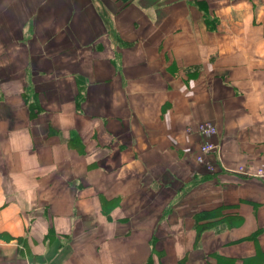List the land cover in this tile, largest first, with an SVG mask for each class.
Instances as JSON below:
<instances>
[{
  "label": "crops",
  "instance_id": "obj_1",
  "mask_svg": "<svg viewBox=\"0 0 264 264\" xmlns=\"http://www.w3.org/2000/svg\"><path fill=\"white\" fill-rule=\"evenodd\" d=\"M238 165H264V0H0V264H264Z\"/></svg>",
  "mask_w": 264,
  "mask_h": 264
},
{
  "label": "built area",
  "instance_id": "obj_2",
  "mask_svg": "<svg viewBox=\"0 0 264 264\" xmlns=\"http://www.w3.org/2000/svg\"><path fill=\"white\" fill-rule=\"evenodd\" d=\"M197 126L199 128L198 129L199 133H201L205 137H210L216 133V127L210 121H206V120L200 121ZM187 130L190 131V128H188ZM216 151H217V145L211 142L209 139H206L200 144L199 153H197L196 159L198 161H202L204 154L206 153L215 154ZM205 166L207 170H212L214 167L212 163H207ZM235 171L239 174L257 177L264 180V165L256 167L253 172L252 171L249 172L245 169L243 165H239L235 169Z\"/></svg>",
  "mask_w": 264,
  "mask_h": 264
},
{
  "label": "trees",
  "instance_id": "obj_3",
  "mask_svg": "<svg viewBox=\"0 0 264 264\" xmlns=\"http://www.w3.org/2000/svg\"><path fill=\"white\" fill-rule=\"evenodd\" d=\"M205 20H206V22H207V24H208V26H210V27H212V25H211V23H210V21H212L211 19H209L208 17L207 18H205ZM210 20V21H209ZM210 23V24H209ZM30 107H31V109L33 110V111H36V110H38V106L36 105V102L35 101H31L30 102ZM221 211V210H220ZM220 211H219V213H220ZM222 217H224L223 215L221 216V218ZM205 225H202V227H204ZM202 227H200V229H202ZM199 229V230H200Z\"/></svg>",
  "mask_w": 264,
  "mask_h": 264
},
{
  "label": "rangeland",
  "instance_id": "obj_4",
  "mask_svg": "<svg viewBox=\"0 0 264 264\" xmlns=\"http://www.w3.org/2000/svg\"><path fill=\"white\" fill-rule=\"evenodd\" d=\"M198 123H199V122H198ZM198 123H197V125H198ZM197 125H196V129H195V130L199 132V130H198L199 128H198ZM187 129H188V128H187ZM190 130H191V129H190ZM200 134H201V133H200ZM238 166H239V165H238ZM238 166H237V167H238Z\"/></svg>",
  "mask_w": 264,
  "mask_h": 264
},
{
  "label": "bare ground",
  "instance_id": "obj_5",
  "mask_svg": "<svg viewBox=\"0 0 264 264\" xmlns=\"http://www.w3.org/2000/svg\"><path fill=\"white\" fill-rule=\"evenodd\" d=\"M253 172V171H252Z\"/></svg>",
  "mask_w": 264,
  "mask_h": 264
}]
</instances>
